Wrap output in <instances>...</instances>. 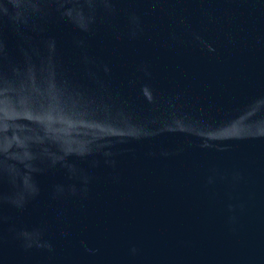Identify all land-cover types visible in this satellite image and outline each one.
Returning a JSON list of instances; mask_svg holds the SVG:
<instances>
[{
    "label": "water",
    "instance_id": "water-1",
    "mask_svg": "<svg viewBox=\"0 0 264 264\" xmlns=\"http://www.w3.org/2000/svg\"><path fill=\"white\" fill-rule=\"evenodd\" d=\"M0 264H264V0H0Z\"/></svg>",
    "mask_w": 264,
    "mask_h": 264
}]
</instances>
